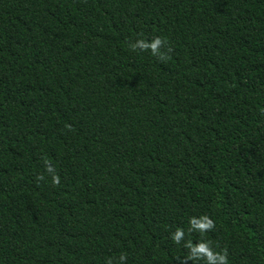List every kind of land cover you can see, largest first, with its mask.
Masks as SVG:
<instances>
[{
    "label": "trees",
    "instance_id": "1",
    "mask_svg": "<svg viewBox=\"0 0 264 264\" xmlns=\"http://www.w3.org/2000/svg\"><path fill=\"white\" fill-rule=\"evenodd\" d=\"M186 242L264 264V0H0V264Z\"/></svg>",
    "mask_w": 264,
    "mask_h": 264
},
{
    "label": "clouds",
    "instance_id": "2",
    "mask_svg": "<svg viewBox=\"0 0 264 264\" xmlns=\"http://www.w3.org/2000/svg\"><path fill=\"white\" fill-rule=\"evenodd\" d=\"M162 43L163 42L158 37L153 39L150 43L143 40H137L131 45V48L134 51L136 49H139L140 51L147 49L150 50L153 55H157ZM46 171L50 174L53 184L59 182V177L55 174V171L51 165L46 167ZM189 224L190 227L199 229V232L201 233L213 227L212 220L207 216H202L199 220L193 217L190 219ZM183 237L184 232L180 229H177L171 234V239L175 244H179ZM184 246L188 249V260L196 261L203 259L205 264H226V257L222 254L214 253L206 242H199L196 244L186 242ZM120 260L123 261L124 257H120Z\"/></svg>",
    "mask_w": 264,
    "mask_h": 264
}]
</instances>
